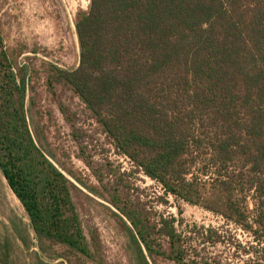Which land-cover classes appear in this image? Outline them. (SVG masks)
I'll list each match as a JSON object with an SVG mask.
<instances>
[{"label":"trees","instance_id":"trees-1","mask_svg":"<svg viewBox=\"0 0 264 264\" xmlns=\"http://www.w3.org/2000/svg\"><path fill=\"white\" fill-rule=\"evenodd\" d=\"M76 29L80 63L51 64L50 87L69 86L167 195L215 211L225 204L263 242L264 0H91ZM21 56L0 27V170L28 215L0 237V264H51L45 258L60 255L48 242L65 247L69 264H98L75 185L32 130L34 70ZM245 189L254 191L253 217L247 197H238ZM121 210L143 264L147 253L177 264H233L202 255L198 232L180 231L175 217Z\"/></svg>","mask_w":264,"mask_h":264},{"label":"rangeland","instance_id":"rangeland-1","mask_svg":"<svg viewBox=\"0 0 264 264\" xmlns=\"http://www.w3.org/2000/svg\"><path fill=\"white\" fill-rule=\"evenodd\" d=\"M90 5L91 0H0V27L7 45L22 51L20 60L34 70L36 91L28 93V118L41 138L39 143L75 185L73 198L97 251L98 264H143L130 239L132 224L122 208L137 210L152 221L175 217L180 231L198 232L193 243L201 254L216 257L218 262L264 264V241L228 217L225 204L215 211L167 195L158 181L116 148L94 113L69 86L58 82L50 87L51 64L72 69L80 63L77 15ZM249 191L245 189L238 197H247L244 204L253 217L254 191ZM16 217L28 221L25 208L0 170V237L12 233L11 221ZM250 224L257 228L253 218ZM46 245L60 255L50 260L44 257L49 263L69 264L63 245ZM146 257L149 264H177L148 253Z\"/></svg>","mask_w":264,"mask_h":264},{"label":"water","instance_id":"water-1","mask_svg":"<svg viewBox=\"0 0 264 264\" xmlns=\"http://www.w3.org/2000/svg\"><path fill=\"white\" fill-rule=\"evenodd\" d=\"M39 253L42 254L40 250H39ZM46 261H47V260H46Z\"/></svg>","mask_w":264,"mask_h":264}]
</instances>
